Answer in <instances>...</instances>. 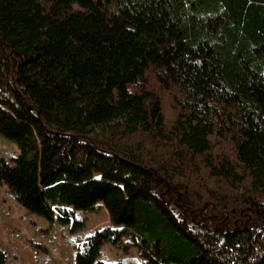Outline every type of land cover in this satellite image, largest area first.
<instances>
[{"label": "trees", "instance_id": "obj_1", "mask_svg": "<svg viewBox=\"0 0 264 264\" xmlns=\"http://www.w3.org/2000/svg\"><path fill=\"white\" fill-rule=\"evenodd\" d=\"M0 135L27 211L107 212L74 264H264V0H0Z\"/></svg>", "mask_w": 264, "mask_h": 264}, {"label": "rangeland", "instance_id": "obj_2", "mask_svg": "<svg viewBox=\"0 0 264 264\" xmlns=\"http://www.w3.org/2000/svg\"><path fill=\"white\" fill-rule=\"evenodd\" d=\"M166 104L168 112L169 103ZM18 155L16 144L0 135V160L12 165ZM174 192L172 195L179 200V193ZM74 219L82 225L73 230V220L70 224L57 218L48 221L23 208L13 199L7 185H0V247L7 256V264H74L85 238L110 225L107 212L101 208L77 214ZM130 242L124 236L117 245L104 244L95 264H143L140 250ZM207 264L214 263L208 260Z\"/></svg>", "mask_w": 264, "mask_h": 264}]
</instances>
